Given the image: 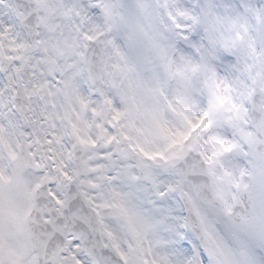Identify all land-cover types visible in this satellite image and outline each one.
I'll use <instances>...</instances> for the list:
<instances>
[{"label": "snow or ice", "instance_id": "obj_1", "mask_svg": "<svg viewBox=\"0 0 264 264\" xmlns=\"http://www.w3.org/2000/svg\"><path fill=\"white\" fill-rule=\"evenodd\" d=\"M0 264H264V0H0Z\"/></svg>", "mask_w": 264, "mask_h": 264}]
</instances>
